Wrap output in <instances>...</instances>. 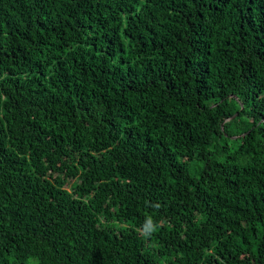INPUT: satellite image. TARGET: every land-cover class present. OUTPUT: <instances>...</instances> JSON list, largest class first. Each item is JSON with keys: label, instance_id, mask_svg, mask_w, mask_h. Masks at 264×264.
Masks as SVG:
<instances>
[{"label": "trees", "instance_id": "obj_1", "mask_svg": "<svg viewBox=\"0 0 264 264\" xmlns=\"http://www.w3.org/2000/svg\"><path fill=\"white\" fill-rule=\"evenodd\" d=\"M0 264H264V0H0Z\"/></svg>", "mask_w": 264, "mask_h": 264}, {"label": "clouds", "instance_id": "obj_2", "mask_svg": "<svg viewBox=\"0 0 264 264\" xmlns=\"http://www.w3.org/2000/svg\"><path fill=\"white\" fill-rule=\"evenodd\" d=\"M158 228V225L152 220L151 217L146 218L145 223L143 225L142 235L150 236L153 234Z\"/></svg>", "mask_w": 264, "mask_h": 264}]
</instances>
